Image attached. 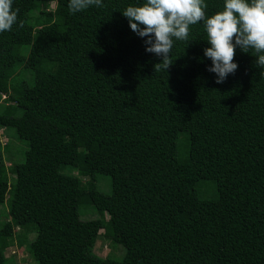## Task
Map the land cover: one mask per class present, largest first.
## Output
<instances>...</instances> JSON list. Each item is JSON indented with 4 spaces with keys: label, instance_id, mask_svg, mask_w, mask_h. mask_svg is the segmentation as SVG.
I'll return each mask as SVG.
<instances>
[{
    "label": "trees",
    "instance_id": "obj_1",
    "mask_svg": "<svg viewBox=\"0 0 264 264\" xmlns=\"http://www.w3.org/2000/svg\"><path fill=\"white\" fill-rule=\"evenodd\" d=\"M69 2L13 0L18 22L0 33V129L21 144L10 152L0 137V264H14L6 250L29 234L37 264H264V69L254 51L237 47V71L217 84L197 24L174 42L168 71L155 72L161 58L122 15L145 0L75 14ZM205 2L209 16L224 4ZM19 70L30 85L13 84ZM82 207L97 217L83 219ZM102 230L122 259L94 252Z\"/></svg>",
    "mask_w": 264,
    "mask_h": 264
},
{
    "label": "clouds",
    "instance_id": "obj_2",
    "mask_svg": "<svg viewBox=\"0 0 264 264\" xmlns=\"http://www.w3.org/2000/svg\"><path fill=\"white\" fill-rule=\"evenodd\" d=\"M68 7L75 14L105 5L103 0H70ZM207 8L205 0H145L138 6L129 5L122 15L137 36L147 38L146 52L161 58L154 65L155 72L168 71L173 64L170 54L174 42L188 41L190 27L197 24H202L207 35L210 47L204 49V55L212 61L208 71L215 73L217 84L237 71L238 64L233 62L237 47L245 53L253 50L256 66L264 69V0H224L222 10L211 16ZM18 16L13 0H0V33L11 31ZM19 26L23 27V21ZM1 141L8 143L2 137Z\"/></svg>",
    "mask_w": 264,
    "mask_h": 264
},
{
    "label": "rangeland",
    "instance_id": "obj_3",
    "mask_svg": "<svg viewBox=\"0 0 264 264\" xmlns=\"http://www.w3.org/2000/svg\"><path fill=\"white\" fill-rule=\"evenodd\" d=\"M55 8V3H53L51 5V9H54ZM38 15V12L35 13V16ZM21 71V74L17 75L14 80H13V84H21V85H30V72L29 71H25V70H19ZM18 71V72H19ZM17 87V86H16ZM8 96L7 95H4L2 96V98L0 99V104H7L8 103V100H7ZM3 129L1 128V131ZM11 134L13 135L12 137H15L16 134L14 132V130H10ZM2 135H0L5 142L9 141V147H10V152H14L18 149V147H21V144L19 141L17 140H14L15 138H13V140L9 137L6 136L5 134V131L3 130L2 132ZM17 139V138H16ZM12 141V143H11ZM25 146H26V143L22 142ZM9 151L6 153V163H7V166L8 168L11 167V157H9L11 154L9 153ZM102 181H105V182H108L109 184V187L108 189H105L103 190V187H102ZM97 182H98V186L99 188L104 191L105 193L107 192H110L111 191V179L110 177L108 176H104V175H98L97 177ZM207 186H212L211 183H206L204 184L202 187V191L203 193H207ZM209 196V195H208ZM1 211H4L6 212V214H1L3 215L1 217V221L2 222H5L8 220V213H7V205H5L4 207H1L0 206V212ZM81 215H82V218L85 219V220H89V219H94L97 217V213L92 211V210H87L86 208L82 207L81 208ZM19 231V229H17V232ZM102 235L100 236V238L98 239L97 243H96V246H95V250L94 252L102 257V258H106V257H110L112 259H117V260H120L123 258L124 254H125V249L114 243L113 241H111L110 238H108L105 234H104V231L102 230ZM34 238V235L33 234H29L26 236V238H24L23 240V245H20L18 240L15 241V244L11 247H9L7 250H6V254H7V257H13L14 259V264H37L34 259L31 258V255L28 251V243ZM16 242L18 243V245L16 244ZM17 245V246H16Z\"/></svg>",
    "mask_w": 264,
    "mask_h": 264
}]
</instances>
